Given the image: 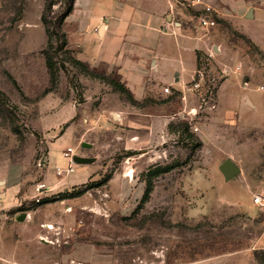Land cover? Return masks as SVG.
Masks as SVG:
<instances>
[{"label":"rangeland","instance_id":"rangeland-1","mask_svg":"<svg viewBox=\"0 0 264 264\" xmlns=\"http://www.w3.org/2000/svg\"><path fill=\"white\" fill-rule=\"evenodd\" d=\"M52 1L0 0V246L18 241V216L66 195L47 211L56 219L50 247L28 242L43 260L264 264V208L254 203L264 196V57L246 56L252 49L233 34L229 45L241 51L202 56L216 78V107L199 111L195 131L177 116L199 106L194 92L188 103L174 95L133 105L115 70L76 63L73 26L59 28L69 0ZM70 148L94 161L67 158ZM228 158L241 168L229 181L220 170Z\"/></svg>","mask_w":264,"mask_h":264},{"label":"crops","instance_id":"crops-1","mask_svg":"<svg viewBox=\"0 0 264 264\" xmlns=\"http://www.w3.org/2000/svg\"><path fill=\"white\" fill-rule=\"evenodd\" d=\"M207 5L213 7L218 19L211 29L201 27L197 20ZM67 24L73 26L69 38H78V58L93 69L104 64L115 70L133 96V105L148 97L150 103L170 102H166L170 97L167 87L172 93L180 91L182 99L195 77L199 53L222 58L243 49L229 45L237 40L231 34L252 49L246 56L257 53L264 57V0H75ZM85 40L91 52L82 48ZM230 68L237 73L243 65L235 62ZM248 84L246 80L245 86ZM252 106L256 107L254 101ZM52 204L31 210L23 221L17 218L19 226H13L22 232L14 235L16 243L6 249L0 246V264H71L69 258L43 260L45 256L34 252L36 244L28 243L40 237L41 245L36 247L45 249L52 244L49 234L56 231V219L47 213ZM42 219L47 227L44 231L37 227ZM30 220L34 226L28 224Z\"/></svg>","mask_w":264,"mask_h":264},{"label":"built area","instance_id":"built-area-1","mask_svg":"<svg viewBox=\"0 0 264 264\" xmlns=\"http://www.w3.org/2000/svg\"><path fill=\"white\" fill-rule=\"evenodd\" d=\"M197 1L200 0H193V2H197ZM197 20L199 25L205 29H211L218 24V19L214 12V9L212 6L209 5L205 6L203 11H201V13L197 16ZM208 59L209 57L207 58V60ZM215 85H216V78L211 75V70L208 68L207 65H205L200 68H197L195 77L185 88L186 90L182 96L183 100L186 103H188L187 92L190 93L194 92L199 96L198 98L199 106L190 109V113L187 111V109L184 108L177 113V116L181 120L188 121L190 127H192L195 131L199 130V127L194 123L195 117L199 114V111L203 109L204 106H207L209 104L210 105L208 107L211 109L216 107V104L211 102L212 100H214ZM260 89L264 91V86H260ZM165 92L172 93L171 89L168 87L165 88ZM65 155L67 158L73 160L75 156L73 152V148H70V150L67 153H65ZM62 171L63 170L59 168L58 173H62ZM66 171L68 173H71L74 171V168L72 166L67 167ZM45 189L46 186L44 184L38 186V190L40 192L44 191ZM254 203L264 208V196L261 194L255 195ZM0 210H2L1 206H0ZM3 217L4 214L2 215V213H0V222L3 219Z\"/></svg>","mask_w":264,"mask_h":264},{"label":"trees","instance_id":"trees-1","mask_svg":"<svg viewBox=\"0 0 264 264\" xmlns=\"http://www.w3.org/2000/svg\"><path fill=\"white\" fill-rule=\"evenodd\" d=\"M74 2L75 0H69V4H68V7L66 8V10L63 12V14L58 18L59 19V28L61 27V25H63V23L65 22V19L66 17L73 11L74 9ZM53 1L52 0H47V4L46 6L48 8H51L53 6ZM65 43H66V40H65ZM202 54L199 53L198 55V68L202 67L203 64H202ZM76 63L80 64L82 67H85L86 69H88L89 65L79 59H76L75 60ZM47 64H48V67H49V70H50V73H51V77H52V80L54 81L56 79V68L54 66V63L52 61V58L50 57H47ZM119 84L121 86V90L125 91V92H128L130 93L127 88L119 81ZM174 95H177L180 97L181 95V92L180 91H174L173 93H171V96L166 99V101H170V100H173L175 99L176 96ZM135 102V100H133ZM181 121H184V123L186 124V126L189 125L188 121L186 120H181ZM102 183H100L101 185ZM67 198L66 195H61V196H56V197H45L43 198L42 200H39L38 201V205H43V204H48V203H51V202H54V201H57V200H60V199H65Z\"/></svg>","mask_w":264,"mask_h":264},{"label":"water","instance_id":"water-1","mask_svg":"<svg viewBox=\"0 0 264 264\" xmlns=\"http://www.w3.org/2000/svg\"><path fill=\"white\" fill-rule=\"evenodd\" d=\"M74 160L77 163L85 164V163H92L94 161V158L76 155L74 156ZM220 170L223 172L225 179L227 181L233 179L241 172V168L237 164H235L233 160L230 158L222 162L220 166ZM4 183L5 181H0V184H4ZM25 217H26V214H22L18 217V220L23 221Z\"/></svg>","mask_w":264,"mask_h":264}]
</instances>
